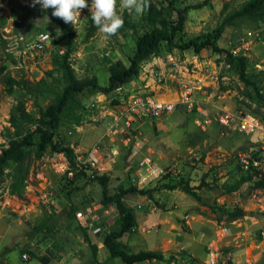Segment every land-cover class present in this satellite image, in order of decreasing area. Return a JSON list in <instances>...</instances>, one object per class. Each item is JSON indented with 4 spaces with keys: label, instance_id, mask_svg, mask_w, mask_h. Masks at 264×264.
Wrapping results in <instances>:
<instances>
[{
    "label": "rangeland",
    "instance_id": "obj_1",
    "mask_svg": "<svg viewBox=\"0 0 264 264\" xmlns=\"http://www.w3.org/2000/svg\"><path fill=\"white\" fill-rule=\"evenodd\" d=\"M152 1L160 7L170 0ZM204 1H210V5L187 15L189 36L212 32L225 16L249 0H179L177 5L183 8ZM31 3L32 0H0V18L5 21L0 26V60L7 66V75L27 81V89L22 85L9 95L6 74L0 76L2 152L11 139L17 138L11 124L16 107L23 103L25 110L39 119L40 111L51 105L62 90L61 74L49 72L54 70L55 54L65 53L69 39L74 42L70 60L77 76H95L106 84L109 60L128 62L137 35L146 29L143 14L124 9L120 0L117 11L122 18L127 17L123 27L111 37L94 29L89 11L91 0H87L89 8L81 11V21L74 26L53 17L52 9L45 12ZM41 33L49 34L51 41L38 51L33 45ZM219 45L235 57L247 59L249 73L258 74L259 81L264 83V21L239 20L226 29ZM225 58L226 54L211 49L199 55L193 50H176L143 65L139 78L126 85L122 95L145 94L160 102L177 103L184 86L192 85L196 90L193 109L178 104L172 113L144 125L148 144L141 149L133 141L126 147L121 136L107 134L117 113L112 98L104 94L90 96L88 92L79 95L81 106L72 105L59 128L60 136L74 149V166L64 154L43 159L29 157L25 163L28 178L24 191L18 195L10 193L13 180L8 174L10 170H6L7 176L0 185V264H90L92 247L84 231L87 225L77 222L74 212L83 210L90 217V209L98 205L95 214L103 222L110 213L100 204L101 186L88 180L87 169L78 171L75 161L77 155L100 140L105 149L117 147L121 152L102 170L111 177V191L135 187L152 194L134 192L125 198L137 222L133 232L122 238L128 252L150 250L166 258L144 264H212V257L217 264H264V190L253 189L252 182L231 195L223 194L221 189V185L233 183L241 174L237 169L239 154L264 145V107L249 98L247 93L255 96V92L246 88L239 69L229 65ZM43 79L47 81L45 88L39 86ZM259 87L264 94V87ZM93 103L97 106L91 109ZM247 104L260 112V117L255 116L261 124L256 135L247 136L235 126L224 129L215 122L204 129L197 124L204 117L214 121L223 112L244 113ZM35 126L33 122L25 125L31 129ZM148 155L162 169L173 167L174 173L158 174L143 186L137 185V162ZM78 172H85L87 177L71 184ZM203 182L219 188L209 189ZM183 187H189L194 194H187ZM221 206L242 208L246 216L233 222L226 217L219 220L220 213L213 209ZM115 213L109 218L114 221L104 224L105 234L118 228ZM70 241L73 248L68 250ZM64 250L72 253L69 258L63 257ZM108 252L106 248L104 253ZM25 254L27 260L23 259ZM101 259L102 264H120L110 254Z\"/></svg>",
    "mask_w": 264,
    "mask_h": 264
},
{
    "label": "trees",
    "instance_id": "obj_2",
    "mask_svg": "<svg viewBox=\"0 0 264 264\" xmlns=\"http://www.w3.org/2000/svg\"><path fill=\"white\" fill-rule=\"evenodd\" d=\"M178 2L179 0L166 1V3L159 7L157 3L150 0V7L143 14L142 18L143 26L146 29L142 34L137 35L135 48L129 56L128 62H123L120 59L109 60V78L106 84H102L95 76L86 78H79L77 76L70 60L74 42L72 39H69L65 53L63 55H60L58 52L55 54L53 58L54 70L49 72V75H53V72L61 74L60 78L64 84L53 103L40 111L41 115L39 119H35L33 115L28 113L23 103H20L12 113L11 124L16 129L17 138L11 139L8 148L4 149L2 154H0V185L7 176L6 170H10L8 174H11L13 180L10 193L13 195L21 194L24 191L25 181L28 178L25 163L29 157L43 159L46 156L64 154L72 162V166H74V149L60 136L59 128L63 125V118L72 105L77 104L78 107L81 106L77 99L78 96L85 92H88L90 96L104 94L112 98L116 105L121 99V94L118 90L139 78L145 63L153 58L172 54L176 50H193L199 55L203 51L211 49L217 54H226L225 61L229 65L239 69L240 78L246 88L250 91L253 89L255 92V96L247 93L249 98L264 107V94L261 93V87H259H264V83H262L263 81H259V75L249 73L247 59L243 57L237 58L228 48L219 45V41L226 29L236 24L239 20L264 21V0H249L245 2L240 9L225 16L215 30L197 36H189L186 32L187 15L191 10H200L210 5V1L188 5L183 8L177 5ZM126 17V15L123 17L124 21ZM4 22L0 18V26L4 25ZM96 28L94 27V29ZM6 70L7 66L0 60V76H3L4 73L6 74ZM4 81L9 95H12L15 92V88L19 86L24 85L27 89V81L24 79L17 80L6 74L4 75ZM39 86L42 88L47 87L46 79H43L39 83ZM246 106L244 114L250 112L249 114H254V117H260V112L253 109L251 104H247ZM29 122L35 123V128L25 127L26 123ZM24 131H26L25 134ZM125 158L127 159L128 157L125 156ZM237 169H239L241 174L235 178L234 182H226L221 185L223 194H234L239 191L241 186L248 182L253 183V189L264 190V175L259 176L257 172H243L239 164ZM77 170L80 171L79 169ZM84 177H87L85 172H78L70 183H75L79 178ZM88 178L89 181L97 182L101 186L102 196L100 204L103 207H108L111 204L117 206L118 228H112L106 234V229L103 232V243L109 250L110 257L119 260L120 264H144L146 262L164 261L166 259L165 256L156 251L143 250L138 253H130L122 241V238L131 234L137 227L134 210L126 205V196L134 192L141 195H152L151 191H144L135 187H119L115 192H112L110 189L111 177L109 175L100 174L94 179ZM202 184L209 189L219 188L205 182ZM173 187L178 188L179 186ZM182 190L187 194H194L189 187H183ZM213 210L216 213H220L219 220L226 217L228 222H233L246 216V212L239 207L230 209L221 206ZM104 224L105 222L103 221H95L96 227L102 226L105 228ZM84 231L89 239L91 231L87 227H84ZM90 245L96 255L97 246L93 245L91 240Z\"/></svg>",
    "mask_w": 264,
    "mask_h": 264
},
{
    "label": "built area",
    "instance_id": "obj_3",
    "mask_svg": "<svg viewBox=\"0 0 264 264\" xmlns=\"http://www.w3.org/2000/svg\"><path fill=\"white\" fill-rule=\"evenodd\" d=\"M50 36V35H49ZM50 44V40L47 38V33H41L38 35L33 49L42 51L46 46ZM124 88L119 89L121 99L118 104L115 105L117 113L115 119L108 129V135L110 137L121 136L123 144L127 147L129 143L134 142L138 149L147 145V138L144 136L143 125L149 120H158L163 115L172 113L178 104L186 105L187 108H194L193 95L195 93V86L186 85L181 91V99L177 103H165L155 100L151 95L143 94H128L122 95ZM106 96V95H105ZM97 105L93 103L91 109H94ZM202 113V112H201ZM205 118V117H204ZM201 118V121L197 120V124L202 129L205 126L212 125L214 122L216 125L222 128H232L235 126L238 131L246 134L247 136L256 135L261 130L260 121L253 115L247 113H231L223 112L218 114L214 121L210 118ZM105 144L102 140L98 141L90 149L84 153L77 155L75 161L76 167L81 169H87L90 172V178L94 179L97 175L103 174L104 165L108 164L115 158L120 157L121 152L117 147L114 149H105ZM2 153V147H0V154ZM238 164L243 172H257L259 176L264 175V145L260 147H251L247 152L241 153L238 156ZM138 184L141 185L147 181L152 180L158 174L167 175L174 173L173 167L168 170L160 168V165L150 155L143 156V158L137 162L136 166ZM63 170V169H62ZM65 171V170H63ZM136 180V179H135ZM100 207H94L90 212V217H87L84 212L80 211L76 213V217L87 225L89 230H92L93 234H100L104 232L105 228L102 226H95L93 213L97 212ZM108 213L117 212V206L111 204L104 208ZM264 236V233H263ZM24 259L27 260V254L24 255ZM212 264H217L216 258L212 257Z\"/></svg>",
    "mask_w": 264,
    "mask_h": 264
},
{
    "label": "clouds",
    "instance_id": "obj_4",
    "mask_svg": "<svg viewBox=\"0 0 264 264\" xmlns=\"http://www.w3.org/2000/svg\"><path fill=\"white\" fill-rule=\"evenodd\" d=\"M124 9L136 15L144 14L150 7V0H120ZM39 5L41 10L52 9V16L73 26L80 20L81 11L89 8L87 0H32L31 6ZM91 20L106 37L116 35L124 25L122 16L117 11V0H91L89 8ZM48 20V18L46 17ZM59 32V30H57ZM47 38L51 41L49 34Z\"/></svg>",
    "mask_w": 264,
    "mask_h": 264
},
{
    "label": "crops",
    "instance_id": "obj_5",
    "mask_svg": "<svg viewBox=\"0 0 264 264\" xmlns=\"http://www.w3.org/2000/svg\"><path fill=\"white\" fill-rule=\"evenodd\" d=\"M148 122H153V120H149V121H147L145 124H147ZM144 124V125H145ZM144 125H143V127H144ZM98 206V205H97ZM96 206V207H97ZM95 207V206H94ZM80 211H82L83 212V210H80ZM79 210L78 211H75L74 212V215H75V218H76V221L77 222H79L80 224H83V222L82 221H80L77 217H76V213H78V212H80ZM91 211H93L92 210V208L90 209V212ZM113 214L115 215L116 213L115 212H111V214H109L108 215V217L109 218H112L111 216H113ZM93 216H94V221H97V222H100L101 221V218H100V216L99 215H97V214H95V212L93 213ZM97 217V218H96ZM109 218H107V219H105L104 220V222L106 223V221L108 222V223H110L111 221L113 222L114 220H110ZM109 219V220H108ZM91 231V233H90V240H91V243L93 244V245H95V246H97V253H96V255L94 254V252H93V249L92 248H90V264H102V259H101V257H103L104 259H106L108 256H109V254H110V252H108L107 254H105L104 253V250L106 249L105 248V246H104V243H103V239H102V234L103 233H100V234H93L92 233V230H90ZM125 242V241H124ZM71 243H72V241H70L69 243H68V245L66 246V248L68 249V250H70L69 248H73V246L71 245ZM71 248V249H72ZM92 250V251H91ZM71 254L72 253H68V252H66L65 250H64V253H63V257H64V255H68V258L71 256ZM62 257H60V259H61ZM68 258H67V260H68ZM23 259H24V257H23ZM25 260V259H24ZM154 262V261H153ZM147 263V262H146ZM61 264H65V263H61Z\"/></svg>",
    "mask_w": 264,
    "mask_h": 264
}]
</instances>
